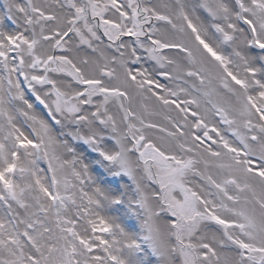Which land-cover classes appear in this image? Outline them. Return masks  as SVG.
Wrapping results in <instances>:
<instances>
[{
	"label": "snow or ice",
	"instance_id": "obj_1",
	"mask_svg": "<svg viewBox=\"0 0 264 264\" xmlns=\"http://www.w3.org/2000/svg\"><path fill=\"white\" fill-rule=\"evenodd\" d=\"M0 264H264V0H0Z\"/></svg>",
	"mask_w": 264,
	"mask_h": 264
},
{
	"label": "rangeland",
	"instance_id": "obj_2",
	"mask_svg": "<svg viewBox=\"0 0 264 264\" xmlns=\"http://www.w3.org/2000/svg\"><path fill=\"white\" fill-rule=\"evenodd\" d=\"M162 82H164V83H167L166 81H162ZM42 167H47V165L46 164H42Z\"/></svg>",
	"mask_w": 264,
	"mask_h": 264
}]
</instances>
